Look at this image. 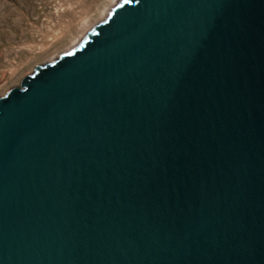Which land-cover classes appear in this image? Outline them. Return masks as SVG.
<instances>
[{
	"label": "water",
	"instance_id": "obj_1",
	"mask_svg": "<svg viewBox=\"0 0 264 264\" xmlns=\"http://www.w3.org/2000/svg\"><path fill=\"white\" fill-rule=\"evenodd\" d=\"M0 264H264V0H118L0 98Z\"/></svg>",
	"mask_w": 264,
	"mask_h": 264
},
{
	"label": "rangeland",
	"instance_id": "obj_2",
	"mask_svg": "<svg viewBox=\"0 0 264 264\" xmlns=\"http://www.w3.org/2000/svg\"><path fill=\"white\" fill-rule=\"evenodd\" d=\"M118 0H0V98L80 44Z\"/></svg>",
	"mask_w": 264,
	"mask_h": 264
}]
</instances>
